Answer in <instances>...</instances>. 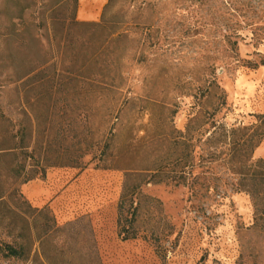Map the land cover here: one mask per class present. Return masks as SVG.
I'll return each instance as SVG.
<instances>
[{
	"label": "rangeland",
	"instance_id": "1",
	"mask_svg": "<svg viewBox=\"0 0 264 264\" xmlns=\"http://www.w3.org/2000/svg\"><path fill=\"white\" fill-rule=\"evenodd\" d=\"M82 8L0 0V247L25 249L0 264H264V136L246 179L205 143L210 117L264 113V0ZM144 168L127 181L139 235L121 240L125 174Z\"/></svg>",
	"mask_w": 264,
	"mask_h": 264
},
{
	"label": "trees",
	"instance_id": "2",
	"mask_svg": "<svg viewBox=\"0 0 264 264\" xmlns=\"http://www.w3.org/2000/svg\"><path fill=\"white\" fill-rule=\"evenodd\" d=\"M207 134L206 144L211 149H216L223 147L225 151H220L224 154L223 159L231 165L230 169L233 173L241 176L242 178L256 177L257 174L242 172V168H245L244 164L250 160L247 158V154L251 153L253 149L260 143L264 136V113L256 117V122L248 126H239V127H226L224 124H217L213 120V117H210V120L207 122V128L205 130ZM193 136L189 134L188 127L186 128V134L182 135V139L188 153L194 151V143L192 142ZM16 148V147H15ZM13 149H8L4 151L5 155L13 154ZM246 155V157H245ZM189 156V155H188ZM244 156V157H243ZM249 156V155H248ZM215 157V156H214ZM259 167L264 165V160L257 161ZM193 159L187 161L184 167L180 170V178H185L187 174L191 173V170L194 168ZM236 166H238L236 169ZM150 169L144 168L140 171H129L125 174V182L122 187V191L119 197L117 205V236L121 240H129L137 238L139 235V230L135 226L136 222V211L138 206V197L136 191H131L127 184V181L139 177L142 173L149 172ZM156 174H166L170 170L162 167L160 169H154ZM260 175V174H258ZM168 177V175H167ZM175 178V177H173ZM261 178H264L261 176ZM185 185V183L176 182V185ZM135 186V185H134ZM133 187V186H132ZM137 188V186H135ZM253 205L255 210H257L258 203L255 200L253 195ZM128 207V208H127ZM42 209L50 210L47 206ZM41 209V210H42ZM52 225L50 231L57 229L55 218L51 217ZM25 254V249L23 247L16 248L12 244H4L0 247V255L4 258H20Z\"/></svg>",
	"mask_w": 264,
	"mask_h": 264
},
{
	"label": "crops",
	"instance_id": "3",
	"mask_svg": "<svg viewBox=\"0 0 264 264\" xmlns=\"http://www.w3.org/2000/svg\"><path fill=\"white\" fill-rule=\"evenodd\" d=\"M104 1L105 0H79L81 8L83 6L81 16L87 20L96 18L99 13L98 8ZM85 3H89L90 5H92V10L90 11L84 10Z\"/></svg>",
	"mask_w": 264,
	"mask_h": 264
}]
</instances>
